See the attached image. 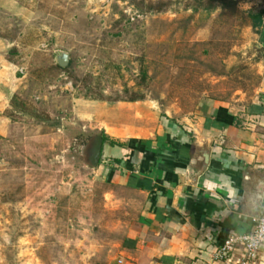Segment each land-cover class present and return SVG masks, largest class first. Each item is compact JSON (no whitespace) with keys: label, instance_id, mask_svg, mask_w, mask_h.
<instances>
[{"label":"rangeland","instance_id":"rangeland-1","mask_svg":"<svg viewBox=\"0 0 264 264\" xmlns=\"http://www.w3.org/2000/svg\"><path fill=\"white\" fill-rule=\"evenodd\" d=\"M237 1L0 0V264H95L115 249L125 208L108 194L122 191L80 146L118 103L165 119L252 95L264 47L256 2Z\"/></svg>","mask_w":264,"mask_h":264},{"label":"crops","instance_id":"crops-1","mask_svg":"<svg viewBox=\"0 0 264 264\" xmlns=\"http://www.w3.org/2000/svg\"><path fill=\"white\" fill-rule=\"evenodd\" d=\"M256 30L264 47V15ZM257 66L252 95L206 98L181 117L160 119L148 101L108 106L94 173L122 191L108 195L125 216L115 249L95 264H223L215 252L253 227L264 180V59Z\"/></svg>","mask_w":264,"mask_h":264},{"label":"built area","instance_id":"built-area-1","mask_svg":"<svg viewBox=\"0 0 264 264\" xmlns=\"http://www.w3.org/2000/svg\"><path fill=\"white\" fill-rule=\"evenodd\" d=\"M253 227L244 233H231L215 252L223 264H253L264 258V214L252 217Z\"/></svg>","mask_w":264,"mask_h":264},{"label":"water","instance_id":"water-1","mask_svg":"<svg viewBox=\"0 0 264 264\" xmlns=\"http://www.w3.org/2000/svg\"><path fill=\"white\" fill-rule=\"evenodd\" d=\"M57 63L61 67L68 66L70 63V55L68 53H61L60 55L57 56ZM102 147H103L102 133H99L96 136L92 148L90 149V153L88 157L89 164L93 169H96L99 165L101 153H102ZM208 158H209L208 152H206L202 157L204 164L208 162ZM258 204L259 206L257 209V213L253 215V217H259L264 214V180L262 181V187L258 197Z\"/></svg>","mask_w":264,"mask_h":264},{"label":"trees","instance_id":"trees-1","mask_svg":"<svg viewBox=\"0 0 264 264\" xmlns=\"http://www.w3.org/2000/svg\"><path fill=\"white\" fill-rule=\"evenodd\" d=\"M207 2L210 5H214L216 3H220L222 8H224L225 10H228L230 12H236L238 10V1L237 0H207ZM263 15H264V11L259 12V13H253V12L250 11L248 13V17H249L251 25H252V27L254 29L262 27ZM57 66L59 68H61V69H64V70H68V68H69V67H61L60 65H57ZM143 75L147 76V72L143 71ZM102 134H103V140H104V143H105L109 138L104 132H102ZM114 144L121 146V143H115L114 142Z\"/></svg>","mask_w":264,"mask_h":264},{"label":"flooded vegetation","instance_id":"flooded-vegetation-1","mask_svg":"<svg viewBox=\"0 0 264 264\" xmlns=\"http://www.w3.org/2000/svg\"><path fill=\"white\" fill-rule=\"evenodd\" d=\"M252 1H255L257 5L254 7V9L251 10V12L259 13V12L264 11V0H252ZM97 135L98 134L91 135V136L87 137V139L85 141H83V143L80 146V150H81L80 153H81L82 156L86 155L87 161H88L90 149L92 148L93 143L95 142V139H96ZM102 139H103V134H102ZM104 144L105 143H104V140H103V147H104ZM103 147H102L101 158H102L103 153H104L103 152L104 151Z\"/></svg>","mask_w":264,"mask_h":264}]
</instances>
